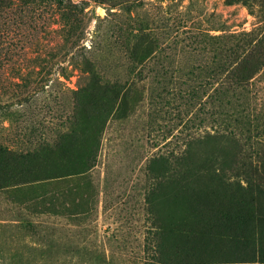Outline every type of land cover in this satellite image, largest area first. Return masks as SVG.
<instances>
[{
	"label": "rangeland",
	"instance_id": "obj_1",
	"mask_svg": "<svg viewBox=\"0 0 264 264\" xmlns=\"http://www.w3.org/2000/svg\"><path fill=\"white\" fill-rule=\"evenodd\" d=\"M0 264H264V0H0Z\"/></svg>",
	"mask_w": 264,
	"mask_h": 264
}]
</instances>
